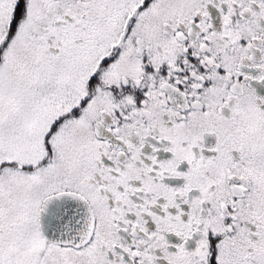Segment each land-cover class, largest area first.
<instances>
[{"label": "snow or ice", "instance_id": "6c2138e0", "mask_svg": "<svg viewBox=\"0 0 264 264\" xmlns=\"http://www.w3.org/2000/svg\"><path fill=\"white\" fill-rule=\"evenodd\" d=\"M0 264H264V0H0Z\"/></svg>", "mask_w": 264, "mask_h": 264}]
</instances>
